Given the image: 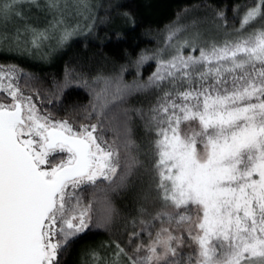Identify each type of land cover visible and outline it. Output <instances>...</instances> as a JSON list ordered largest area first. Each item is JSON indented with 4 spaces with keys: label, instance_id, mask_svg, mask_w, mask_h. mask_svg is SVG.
I'll use <instances>...</instances> for the list:
<instances>
[{
    "label": "snow or ice",
    "instance_id": "6c2138e0",
    "mask_svg": "<svg viewBox=\"0 0 264 264\" xmlns=\"http://www.w3.org/2000/svg\"><path fill=\"white\" fill-rule=\"evenodd\" d=\"M32 7L52 14L48 27L16 23ZM94 7L0 0V43L39 51L91 36L112 19ZM232 12L174 24L163 47L133 49L108 73L66 67L44 90L0 65V264H62L93 228L108 236L89 264H264V0ZM70 87L88 103L58 116L50 109ZM128 191L122 211L114 201Z\"/></svg>",
    "mask_w": 264,
    "mask_h": 264
},
{
    "label": "trees",
    "instance_id": "16d2710c",
    "mask_svg": "<svg viewBox=\"0 0 264 264\" xmlns=\"http://www.w3.org/2000/svg\"><path fill=\"white\" fill-rule=\"evenodd\" d=\"M93 11L100 17L111 13V22L105 25L97 24L93 35L86 31L75 35L59 53L51 58L40 59L16 52H7L10 48L0 44V65L16 64L36 79L32 85L44 90L50 87L52 81L62 79L66 67L77 66L85 61L105 73L113 71L114 67L126 64L129 58L134 59L133 49L139 53L141 48L155 50L164 46L167 29L174 24H190L194 18L209 14V9L225 11L231 18L232 9L237 5H251L257 0H93ZM120 5V7H116ZM187 10V11H186ZM129 13L134 23L125 20L123 13ZM48 17H44V19ZM231 23V20H230ZM259 26L258 21L254 22ZM239 27V24H235ZM119 33L118 37L116 33ZM139 45V47H136ZM154 61H148L141 68L143 79L154 70ZM135 78V69L129 67L124 73L126 81ZM144 98L136 94L129 98V103L138 105ZM86 90L70 87L63 94V103L56 102L50 110L56 115H63V110L71 104H87ZM140 133L137 132L139 142ZM134 191L122 193L115 198L116 207L122 211L132 207ZM108 234L102 229H90L71 243L62 258V264H89L87 250L102 240ZM187 249H185V252Z\"/></svg>",
    "mask_w": 264,
    "mask_h": 264
},
{
    "label": "rangeland",
    "instance_id": "374dc122",
    "mask_svg": "<svg viewBox=\"0 0 264 264\" xmlns=\"http://www.w3.org/2000/svg\"><path fill=\"white\" fill-rule=\"evenodd\" d=\"M64 2H65V0H60V3L63 4ZM68 2H72V0H68ZM91 2L93 4L94 1L91 0ZM37 3H39L40 5H44V4L47 3V0H37ZM26 11H27L26 19L17 21L16 23L21 24V25L27 24V25H29V26H31L33 28L44 29V28L48 27L49 22H51L53 20L52 14L42 11L40 8L32 7L30 10L26 9ZM44 17H48V18L44 19ZM71 22L73 24H75V20H73ZM82 23L83 22L81 21V25H82ZM258 24H259V21H258ZM8 26H9V28H11L12 27V23L9 22ZM0 30H3V24H0ZM69 41H67L64 45H66ZM0 44H1V46L5 45L3 43H0ZM63 46L57 47L55 45V41H50L44 47H42L39 51H37L35 49H27V50L23 49V48H15V49H16V52H18L20 54H24V55H27V56H32L34 58H40V59H44L45 60L47 58H51V57L57 55ZM12 48L13 47H10L7 50V52H11V51L14 52L13 50H11Z\"/></svg>",
    "mask_w": 264,
    "mask_h": 264
}]
</instances>
